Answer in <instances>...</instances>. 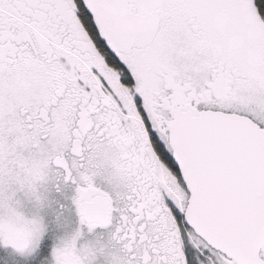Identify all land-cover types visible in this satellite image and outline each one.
Listing matches in <instances>:
<instances>
[{"label":"snow or ice","instance_id":"snow-or-ice-1","mask_svg":"<svg viewBox=\"0 0 264 264\" xmlns=\"http://www.w3.org/2000/svg\"><path fill=\"white\" fill-rule=\"evenodd\" d=\"M0 264H264V0H0Z\"/></svg>","mask_w":264,"mask_h":264}]
</instances>
